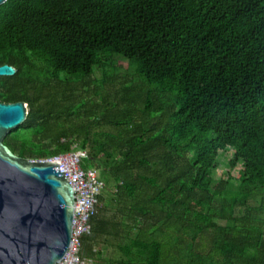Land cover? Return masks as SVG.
<instances>
[{
	"label": "trees",
	"instance_id": "trees-1",
	"mask_svg": "<svg viewBox=\"0 0 264 264\" xmlns=\"http://www.w3.org/2000/svg\"><path fill=\"white\" fill-rule=\"evenodd\" d=\"M115 55L159 84L154 99L137 82L61 78L93 77ZM6 63L18 72L0 76V101L30 111L5 143L32 159L85 149L105 182L85 257L264 264V0H8Z\"/></svg>",
	"mask_w": 264,
	"mask_h": 264
},
{
	"label": "water",
	"instance_id": "water-1",
	"mask_svg": "<svg viewBox=\"0 0 264 264\" xmlns=\"http://www.w3.org/2000/svg\"><path fill=\"white\" fill-rule=\"evenodd\" d=\"M17 72L0 65V76ZM29 111L25 101H0V264H57L72 243L75 189L60 160L24 157L5 143Z\"/></svg>",
	"mask_w": 264,
	"mask_h": 264
},
{
	"label": "built area",
	"instance_id": "built-area-1",
	"mask_svg": "<svg viewBox=\"0 0 264 264\" xmlns=\"http://www.w3.org/2000/svg\"><path fill=\"white\" fill-rule=\"evenodd\" d=\"M87 157V150L76 149L41 159L44 161L60 160L59 171L67 174V178L75 189L72 243L64 258L57 264H93L92 258L83 255V238L93 234L91 220L100 210L99 197L105 187V182L96 168L83 166V160Z\"/></svg>",
	"mask_w": 264,
	"mask_h": 264
},
{
	"label": "rangeland",
	"instance_id": "rangeland-1",
	"mask_svg": "<svg viewBox=\"0 0 264 264\" xmlns=\"http://www.w3.org/2000/svg\"><path fill=\"white\" fill-rule=\"evenodd\" d=\"M93 77H88V76H83L82 74L76 73V74H67V73H62L61 78H73V79H78V78H96L98 80H102L103 78H116L117 82H125L126 86H131L134 83H139V86L142 92L146 94H151L149 93L150 90H152V98L154 99L155 94L154 91L159 87L158 83H149L146 80L144 81V77H142L141 74L138 72V63L132 62L129 59L124 58L121 55H115L114 58L110 59L107 62L106 68L102 70L101 68H98L97 70L95 69V73L92 75ZM143 78V79H142ZM81 89L79 90L81 92V95L83 97V102L86 100H93L99 99L98 96L95 95V90L91 88H83L80 87ZM83 88V89H82ZM99 89L102 91V94H106V89L103 87H99ZM112 96L115 95V92L111 93ZM150 95V96H151ZM154 95V96H153ZM120 96H124V94H120ZM114 100V97L111 98ZM163 100H167L168 104L171 103V101L174 99L173 95L169 92L164 94V97L162 98ZM143 100V99H142ZM125 103V102H124ZM137 103V104H136ZM135 106L139 109V113H142V109L144 107L141 98H137V102H135ZM125 106V104H124ZM16 135V131L13 133L12 136ZM228 159L229 158H222L220 157V165L219 167L215 170V178L220 179L227 171H228ZM238 173V168L234 169L232 171V175L234 177L233 182L234 184H238V180L236 179ZM251 204H256L255 201H251ZM237 212H239V207L237 208ZM221 225L226 224L225 221H219ZM95 249H99V246H95ZM93 264H102L100 259L98 257L95 258L93 261Z\"/></svg>",
	"mask_w": 264,
	"mask_h": 264
}]
</instances>
